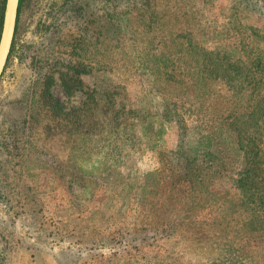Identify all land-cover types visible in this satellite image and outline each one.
Masks as SVG:
<instances>
[{
  "label": "rangeland",
  "instance_id": "374dc122",
  "mask_svg": "<svg viewBox=\"0 0 264 264\" xmlns=\"http://www.w3.org/2000/svg\"><path fill=\"white\" fill-rule=\"evenodd\" d=\"M251 2L22 0L0 77V264H264V184H235L256 124L264 165ZM183 60L197 88L171 84ZM206 142L224 166L170 185Z\"/></svg>",
  "mask_w": 264,
  "mask_h": 264
},
{
  "label": "trees",
  "instance_id": "16d2710c",
  "mask_svg": "<svg viewBox=\"0 0 264 264\" xmlns=\"http://www.w3.org/2000/svg\"><path fill=\"white\" fill-rule=\"evenodd\" d=\"M131 2H135V0H131ZM21 4H22V0L19 1L18 13H19V9H20ZM241 4H242V7L247 8L248 10H250L252 12L255 10L253 8L254 6L252 5L253 3L251 2V0H241ZM4 5H5V0H1V2H0V33H1V28H2ZM17 18H18V15H17ZM189 22H190L189 20L186 21L187 24ZM193 24H194V22H192L190 25H188V27L194 28L195 26H197V25H195V24L193 25ZM164 31H167L166 28L164 29ZM186 47L190 48V44L189 43L181 44L180 45V51L185 50ZM223 58H225V56H223V57L218 56L219 60H221ZM188 62H189V60H186V61L183 60L181 67H174V65L176 63L172 62V68L173 69L171 70V74L173 75V79L171 80V84L172 85L174 84L178 90L182 89V87L188 86L190 84L193 86V88H197V86L194 85V83L198 82V77H193V78L191 77L189 81H191L192 83L191 82L189 83V81L187 79L188 75H186V72L184 71L185 69H187ZM205 63L208 64L209 62L207 59H203V58L195 61V65L197 66V68H200ZM203 78L205 80L204 76H203ZM238 80H239L238 83L240 82L241 85L239 84L238 87H236L235 84L232 83L231 89H233V93L238 94L239 86H241L240 90L244 91V89H242L244 84L246 85V87H248L252 83L253 84L252 89H254V87L257 85L255 77L251 78L249 80L248 79H242V78L238 79ZM253 82H255V83H253ZM201 84H203V79L201 81ZM109 97H110V94H109ZM218 101L220 104H222L224 102V99H223V102L220 101L219 99H218ZM109 103L112 104L113 103L112 100H109ZM163 112H165V111H163ZM165 116H167L166 112H165ZM234 119L236 120L237 118H234ZM258 131H259V125H257V124L253 125V133H254V136L256 137L255 139H257V138L260 139L257 134L255 135V133H257ZM206 138L210 139L211 137H206ZM255 139L249 138V136H247V137L242 138V140L239 142L240 149L243 150V157H242V161H241L242 173H238V174H241V177L238 178L237 181H235V184L237 186L236 188L240 192V198L242 197L243 199H247L246 197L248 196L247 192L250 190V188H249L250 183L251 184H260V185L264 184V165H262V162L260 160V158H261L259 155L260 149H259ZM206 144H207V142L204 144L203 149H202L203 154L200 156L202 158L201 163L199 162L200 157L198 155L191 154L190 156H188L185 153H183L184 157L186 158V161H184V164L179 167L178 171H180L182 168L186 167L187 168L185 171L186 173H181L180 175H178L176 177V179H173L171 181L170 185H176L180 181H183L184 180L183 177L186 176L188 173L196 172V171H198V169H199V172L194 173L192 175L191 184L195 185V186L201 185L203 183L200 180H197V181H193V180H196V178H198V176H199L198 174L201 171H203V168H206V167H202V166H207L208 168H210L211 166L212 167H216V166L223 167L224 166V165L220 164V161L219 162L207 161L206 163L204 162L205 161L204 159L209 160L212 156H214L215 158L217 157L214 154V152L208 151L207 147L209 145L206 146ZM175 165H178V164L175 162ZM215 172L218 173L219 169H216V171H214L213 173H215ZM171 173L175 174V176L177 174V172H175L174 170H172ZM189 184H190V182H189Z\"/></svg>",
  "mask_w": 264,
  "mask_h": 264
},
{
  "label": "water",
  "instance_id": "95a60500",
  "mask_svg": "<svg viewBox=\"0 0 264 264\" xmlns=\"http://www.w3.org/2000/svg\"><path fill=\"white\" fill-rule=\"evenodd\" d=\"M19 1L20 0H5L0 33V77L11 51L16 29Z\"/></svg>",
  "mask_w": 264,
  "mask_h": 264
}]
</instances>
